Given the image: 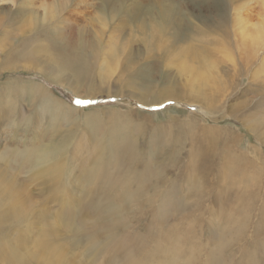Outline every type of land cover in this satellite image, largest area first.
Returning a JSON list of instances; mask_svg holds the SVG:
<instances>
[{
    "label": "rangeland",
    "instance_id": "374dc122",
    "mask_svg": "<svg viewBox=\"0 0 264 264\" xmlns=\"http://www.w3.org/2000/svg\"><path fill=\"white\" fill-rule=\"evenodd\" d=\"M263 3L0 0V264H264Z\"/></svg>",
    "mask_w": 264,
    "mask_h": 264
},
{
    "label": "bare ground",
    "instance_id": "6f19581e",
    "mask_svg": "<svg viewBox=\"0 0 264 264\" xmlns=\"http://www.w3.org/2000/svg\"><path fill=\"white\" fill-rule=\"evenodd\" d=\"M264 4V3H263ZM158 7H156V9L158 8V10L156 11V14H158L159 16H160V13H161V15H162V17H164V19H167V21L169 20V21H171V17H170V11H168L167 10V8L165 9V8H163V5L162 6H160V5H157ZM262 8V7H261ZM263 9H264V7H263ZM262 9V10H263ZM238 11V10H237ZM244 14V13H243ZM243 15L242 14H239V12H237V14L235 15V19L234 20H232V21H234L233 23H235V26H236V29L235 30H238V34H240L239 36H240V38H242L243 36H245V35H248V33L249 34H251V37H250V39L248 38V41L249 40H251V41H257L258 43L259 42H261V40L262 41H264V20L260 17V18H258V21H255L256 23L255 24H248V19H246V18H243L242 17ZM168 18H170V19H168ZM168 25V24H167ZM166 25V26H167ZM152 27V26H151ZM150 27V28H151ZM175 27H176V29H178V28H182L183 27V24L182 23H179V24H175ZM168 32H169V30H168ZM167 32V33H168ZM170 33V32H169ZM176 34V32L175 31H173L172 33H170L169 34V36L171 35V39L170 40H174V36L173 35H175ZM244 40V39H243ZM170 48V47H169ZM168 48V49H169ZM166 51V50H165ZM182 51H184V50H182ZM181 53V52H180ZM182 54H184V53H182ZM186 55V54H185ZM185 57H187V56H185ZM64 66H66L65 64L62 66V67H60V69H65V67ZM176 92V91H175ZM189 97H190V95H188ZM195 96V95H194ZM198 95H196L195 97H197ZM188 97V98H189ZM199 97V96H198ZM194 99H196V98H194ZM198 101H200V99L198 100ZM202 101V100H201ZM204 102V101H203ZM117 159V157H115L114 156V160H116ZM113 160V161H114ZM112 161V162H113ZM107 163V162H106ZM108 163H111V162H108ZM107 163V164H108ZM118 163V162H117ZM113 164V163H112ZM115 165H117L116 163H114ZM108 166V165H107ZM56 167V166H55ZM54 167V170H53V168H52V170L53 171H56L55 168ZM105 168H100L97 172L99 173V172H101L99 175V177H96V178H94V179H96V180H98L99 181V183H104V184H108V185H112V184H114L113 182H115L114 180H111L110 179V177L109 176H106L105 174H102L103 173V170H104ZM93 175H94V173H93ZM96 175V174H95ZM94 175V176H95ZM4 175H2V174H0V184H2V185H5V186H7L8 188L7 189H5V192L6 193H10L11 195H14V190L13 189H15V187L14 186H12V185H10V184H7V183H4L3 182V180H4ZM7 178V177H6ZM13 182V181H12ZM11 183V182H10ZM1 185V186H2ZM1 190V189H0ZM9 193H8V195H9ZM92 194V193H91ZM1 196V195H0ZM5 199V198H4ZM95 209H96V211H97V213H98V217H100V209H99V207L98 206H96L95 207ZM108 212L110 211V210H107ZM73 232V231H72ZM81 233V232H80ZM75 234V233H74ZM0 251H1V246H0ZM55 251V250H54ZM3 252V251H2ZM2 252H0L1 254H2ZM5 252V251H4ZM3 252V253H4ZM56 252V251H55ZM11 254V253H10ZM56 257L57 258H59V256H57L56 255ZM10 258L12 259V261L14 262V260H13V258H15V256L14 255H12L11 254V256H10ZM56 259V258H55ZM54 259V260H55ZM62 259H64V258H62ZM48 262V261H47ZM61 262V261H60ZM59 262V263H60ZM56 263V262H55ZM56 264H58V263H56Z\"/></svg>",
    "mask_w": 264,
    "mask_h": 264
},
{
    "label": "snow or ice",
    "instance_id": "6c2138e0",
    "mask_svg": "<svg viewBox=\"0 0 264 264\" xmlns=\"http://www.w3.org/2000/svg\"><path fill=\"white\" fill-rule=\"evenodd\" d=\"M76 103L77 104H80V103H87V102L77 101Z\"/></svg>",
    "mask_w": 264,
    "mask_h": 264
}]
</instances>
